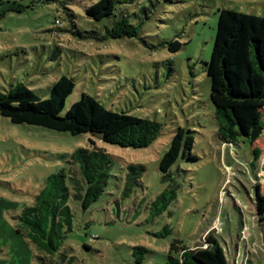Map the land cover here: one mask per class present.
<instances>
[{"label":"rangeland","instance_id":"obj_1","mask_svg":"<svg viewBox=\"0 0 264 264\" xmlns=\"http://www.w3.org/2000/svg\"><path fill=\"white\" fill-rule=\"evenodd\" d=\"M95 1L55 0L0 17V91L20 81L46 98L52 83L66 75L75 85L61 114L85 92L114 111L156 120L161 130L148 145L130 147L90 132L74 135L12 123L0 115V240L13 247L4 248L3 259L38 264L12 216L32 202L49 175L72 167L70 154L76 148L94 145L110 155V176L86 209L69 200L72 229L64 245L73 258L66 264H165L173 239L204 247L210 233L225 249L228 264H264L254 205V185L264 193V129L256 128L253 138L252 147L261 150L255 168L247 140L221 142L205 64L217 8L264 15V0H122L129 19L139 24L132 37L106 36L110 20L85 14ZM173 39L181 42L177 51L166 44ZM56 46L59 54L53 57ZM179 126L193 131L196 158L181 157L173 164L175 198L154 214L153 200L171 184L161 179L159 160ZM130 163L143 164L145 170L125 195ZM7 226L15 231L11 236ZM164 226L168 231L158 235ZM137 245L148 248L140 263L133 254ZM19 252L25 253V263Z\"/></svg>","mask_w":264,"mask_h":264},{"label":"trees","instance_id":"obj_2","mask_svg":"<svg viewBox=\"0 0 264 264\" xmlns=\"http://www.w3.org/2000/svg\"><path fill=\"white\" fill-rule=\"evenodd\" d=\"M52 1L55 0H0V17L8 11L22 12ZM123 2L97 0L85 8V14L94 20H110V26L105 27L106 36H137L139 24L129 19L128 11L121 6ZM63 8L72 18L73 12L65 5ZM216 14L214 42L210 59L205 64L217 134L221 142L228 145L247 140L252 155L250 166L255 168L261 150L252 147L250 135L254 128L264 129V15L227 7L217 8ZM166 44L171 51H177L181 46L177 39L168 40ZM58 54L59 46H56L53 57ZM74 85L72 78L61 75L50 86L49 96L41 98L19 81L0 91V115L12 123L38 125L74 135L90 132L98 139L120 146L143 147L159 134L160 122L114 111L85 92L61 114ZM193 145V131L179 126L159 160L161 179L171 181L173 187L169 188L171 184H168L155 197L150 206L154 214L164 210L175 198L177 184L172 180L171 168L178 158H196L192 154ZM70 163L72 167H61L59 172L49 175L32 202L12 216L17 232L32 246L33 258L38 264H66L72 260L70 249L64 245L72 229L69 200L78 201L81 208L86 209L101 196L110 176V155L94 145L76 148L70 154ZM144 170L143 164L126 165L125 195L139 182ZM254 192L255 215L262 228L264 249V193H260L258 184L254 185ZM167 231L164 226L158 235ZM206 241L208 244L203 247L199 243L188 246L178 238L173 239L165 264H228L225 249L217 236L210 233ZM133 250L135 262L140 263L148 248L137 245Z\"/></svg>","mask_w":264,"mask_h":264},{"label":"crops","instance_id":"obj_3","mask_svg":"<svg viewBox=\"0 0 264 264\" xmlns=\"http://www.w3.org/2000/svg\"><path fill=\"white\" fill-rule=\"evenodd\" d=\"M8 227V229H9V235L11 236V233H14L13 232V227H11V226H7ZM18 233V232H17ZM7 246H9L6 242H4V241H2V240H0V264H12V260L10 259V260H6V259H3V254L4 255H7V253H6V251H5V253H4V248H5V250H9L8 248H7ZM9 248H10V250H12L13 249V247H11V246H9ZM9 250V251H10ZM25 251V249L22 251H20V252H24ZM19 252V253H20ZM20 258L22 259H24V263L26 262V256H25V253H20ZM29 262V259H28V261H27V263ZM27 263H25V264H27ZM14 264V263H13Z\"/></svg>","mask_w":264,"mask_h":264},{"label":"water","instance_id":"obj_4","mask_svg":"<svg viewBox=\"0 0 264 264\" xmlns=\"http://www.w3.org/2000/svg\"><path fill=\"white\" fill-rule=\"evenodd\" d=\"M256 134H257V129L254 128V129L252 130V132H251L250 138L253 139V138L256 136Z\"/></svg>","mask_w":264,"mask_h":264},{"label":"built area","instance_id":"obj_5","mask_svg":"<svg viewBox=\"0 0 264 264\" xmlns=\"http://www.w3.org/2000/svg\"><path fill=\"white\" fill-rule=\"evenodd\" d=\"M56 22H58V20H56Z\"/></svg>","mask_w":264,"mask_h":264}]
</instances>
